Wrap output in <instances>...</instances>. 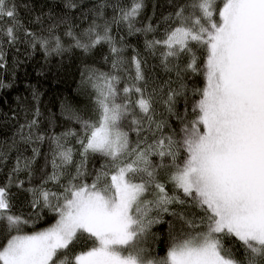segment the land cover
Instances as JSON below:
<instances>
[{
  "label": "snow or ice",
  "instance_id": "obj_1",
  "mask_svg": "<svg viewBox=\"0 0 264 264\" xmlns=\"http://www.w3.org/2000/svg\"><path fill=\"white\" fill-rule=\"evenodd\" d=\"M66 7L76 4L70 0ZM143 7V0H130L112 22L127 23L130 32H154L151 24L135 27ZM96 16L103 18V5ZM5 19L11 23L0 26V36L14 44L19 39V20L12 0H0V21ZM166 20L170 23L163 37L146 38L145 46L153 54L162 49L161 64L166 71L174 68L177 78L183 72L203 75L204 87L193 90L199 98L192 103V118L188 119L187 109L184 116L174 112L175 98L184 93L170 90L164 102L180 121L179 131L133 145L129 131L139 136L147 130L155 137L166 126L154 119L145 61L132 57L134 75L122 88L119 75L92 73L89 81L97 93L99 118L80 120L83 134L77 143L82 159L76 174L59 194L28 189L32 207L48 208L55 222L41 231L23 232L29 221L13 211L9 186H0V264H264V0H184ZM111 31L107 21L93 20L79 34L70 29L66 35L85 52L108 44L112 67L119 69L125 63L123 49ZM25 35L31 37L33 47L39 44L46 53L65 50L59 36L36 37L27 31ZM198 51L204 57L202 67ZM183 57L187 62L181 68ZM126 120L131 129L123 126ZM31 138L30 133L21 135L25 141ZM57 149L64 165L73 163L72 148L57 139ZM90 154L107 158V163L88 183L83 177L88 174L85 165ZM153 156L159 157V163ZM53 166L59 168L55 159ZM163 168L170 170L166 182L158 179ZM59 178L57 172L49 177L57 182ZM167 183L203 212L199 224L182 212H170L169 205H182L185 200L170 195ZM154 209L176 216L190 229L202 230L185 234L181 229L182 238L171 237L165 257L145 259L138 244L154 223L161 222L150 216ZM83 234L94 245L73 253L72 246ZM226 238L240 242L242 258L225 246ZM124 249L130 250L125 254Z\"/></svg>",
  "mask_w": 264,
  "mask_h": 264
},
{
  "label": "trees",
  "instance_id": "obj_2",
  "mask_svg": "<svg viewBox=\"0 0 264 264\" xmlns=\"http://www.w3.org/2000/svg\"><path fill=\"white\" fill-rule=\"evenodd\" d=\"M17 6L19 20V39L9 44L0 36V51L3 60L0 61V186H9L13 211L22 215L29 222L23 225V232L39 231L55 222V214L46 207H32L33 195L28 189L44 188L57 194L63 191L72 176L76 174V166L81 162L78 138H82L83 128L80 120L95 122L99 118L96 104V90L89 76L92 73H112L121 77L120 88L128 81L129 75H134L131 59L138 55L145 61L144 71L148 81V91L152 92L154 100V119L165 122L161 132L145 130L138 136L135 131H129L133 145L138 140L147 139L152 143L161 135H169L173 130L179 131L180 121L167 110L165 100L170 90L181 91L184 94L175 98L174 112L181 116L187 109L188 119L192 118V103L198 99L193 94L194 89L204 87V77L199 73L183 72L177 78L175 69L166 71L161 64L160 51L155 54L145 46V39L162 38L170 21L166 20L175 10L176 5L184 0H143V10L135 22V27L144 28L151 24L155 29L145 35L144 32H130L127 23H113V18L119 16V9L127 7L130 0H71L75 8L66 7L70 0H12ZM103 5V18L96 16L97 9ZM96 20L103 24L108 22L111 35L117 46L123 49L121 56L125 63L119 69H113V55L108 44L98 45L85 52L73 46L72 37L66 35L71 29L79 34ZM10 21H0V26L10 25ZM25 31L36 37L59 36L64 45L60 53L45 52L39 44L32 46L31 37ZM199 63L202 67L204 57L198 51ZM187 57L179 63L183 68ZM169 67H172L169 65ZM183 85V87H182ZM132 99L135 100V94ZM79 117V120L77 119ZM35 121V124L32 122ZM28 125H32L31 128ZM126 129L133 126L130 120L123 125ZM23 127V132L21 129ZM147 129V125H145ZM30 140L21 139V135ZM75 133V135H67ZM41 137L42 139H37ZM57 139L65 147L72 148L73 163L64 165L58 155ZM185 154L181 151V159ZM59 168H54L53 160ZM153 161L159 163V157L153 156ZM19 161V170L16 171ZM107 163V158L90 154L85 165L88 173L83 177L91 183L93 174ZM169 169L159 170L158 179L166 182ZM54 172L60 173L59 181L49 179ZM22 182V184L20 183ZM170 195L175 194L185 200L184 204L169 205L170 212H182L200 223L203 212L195 203L175 189L171 183L166 184ZM151 195L148 199H152ZM153 218L161 222L154 223L139 241L138 247L144 249L145 259H159L166 256L172 243L173 235L182 238L183 233H196L201 228H188L176 216L153 210ZM0 240L3 235L0 234ZM225 246L232 248L237 257L244 256V250L235 238H226ZM94 245L86 234L80 235L72 246V252L85 251Z\"/></svg>",
  "mask_w": 264,
  "mask_h": 264
},
{
  "label": "rangeland",
  "instance_id": "obj_3",
  "mask_svg": "<svg viewBox=\"0 0 264 264\" xmlns=\"http://www.w3.org/2000/svg\"><path fill=\"white\" fill-rule=\"evenodd\" d=\"M50 226V225H49ZM49 226H46V228L47 227H49ZM45 229V228H44ZM43 230V229H42ZM39 231H41V230H39ZM130 249H124L123 251H125V254H127V251H129ZM86 251V250H85Z\"/></svg>",
  "mask_w": 264,
  "mask_h": 264
}]
</instances>
